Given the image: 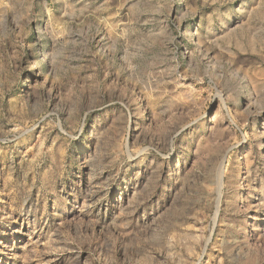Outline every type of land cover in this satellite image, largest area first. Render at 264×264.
<instances>
[{"label": "rangeland", "instance_id": "1", "mask_svg": "<svg viewBox=\"0 0 264 264\" xmlns=\"http://www.w3.org/2000/svg\"><path fill=\"white\" fill-rule=\"evenodd\" d=\"M0 264H264V0H0Z\"/></svg>", "mask_w": 264, "mask_h": 264}]
</instances>
